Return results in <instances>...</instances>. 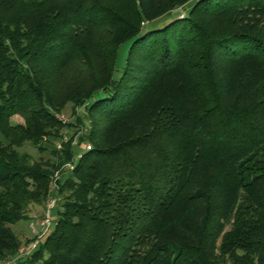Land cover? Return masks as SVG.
Wrapping results in <instances>:
<instances>
[{"label":"trees","instance_id":"obj_1","mask_svg":"<svg viewBox=\"0 0 264 264\" xmlns=\"http://www.w3.org/2000/svg\"><path fill=\"white\" fill-rule=\"evenodd\" d=\"M56 171L15 264H264V0H0V260Z\"/></svg>","mask_w":264,"mask_h":264},{"label":"rangeland","instance_id":"obj_2","mask_svg":"<svg viewBox=\"0 0 264 264\" xmlns=\"http://www.w3.org/2000/svg\"><path fill=\"white\" fill-rule=\"evenodd\" d=\"M190 5H191V1L188 2V3H186L182 7L180 6V7L175 8L174 10H176V9L179 10V13L176 16V18H180V17L184 16L185 13L187 12V9L189 8ZM172 19L173 18L171 17V14L169 16H168V14H167V16H166V14L165 15H161L156 20H153L151 22H148L147 24L145 22L144 25H143V27H142V29L143 30H146L147 28L159 27V26H162L163 24L167 23V22H164V21H168V20H172ZM127 46H128V42H125V43H122L120 45L119 49H118V56H117V59H116V64H117L118 67L123 62V58H124V55H125ZM118 75H119L118 72H114L113 77H118ZM103 95H104L103 92L98 91V92H96L94 94L93 97L94 98H99V97H102ZM74 110H75V113L77 115H81L82 116V113H83L82 106L75 107ZM55 116H56V118H58L62 122H71L72 123V125L70 127L65 128V129H63L61 131V137L63 135H65V138H66L65 141H68L70 139V137L72 136L71 137V141H78V144L73 145V154H74L73 159H74V157L76 155H78V154H80L81 152L84 151L83 150V145L81 143L83 141H85V140H80V138H81V135H83L87 131L88 120L85 119L84 117H82V125H80L79 127H77L74 124V126H73V123H74L73 121L74 120H73V116L71 115V105L69 103H67L64 106V108L59 113H55ZM17 120H19V118L16 116V117H14V119L12 121H17ZM86 142H88V141H86ZM19 150L20 151H25V152L29 153L34 159H38V157H40V156L45 157L46 154H47L46 152L39 153L38 151H36L35 148L31 147L27 143H24L21 147H19ZM52 197L53 198H56L54 191L52 192ZM55 203L56 202L54 201V204H53L52 207H54ZM45 211H46V206H45V204H43L41 207H35L34 209L28 210V214H30L29 217L34 214L37 217L36 220L39 221L44 216ZM49 216H50V223H51L50 225H52V223L54 221V217H55V210H54V208H51L49 210ZM29 217L22 218V219H20V220H18L15 223H13V224L10 225L11 228H12V230L14 231V233L16 235H18L19 237H21V240H22L23 243H21L19 245V247L21 245H25V244L29 243L35 237L33 230L32 229H29V227H28V223H29V220H30ZM38 224L39 223L37 222V224H35V228H34L37 231L40 229V226H39L40 224L39 225ZM30 234L33 236L32 239L29 240L28 242H25V238H26L25 236H28ZM26 239H28V238H26Z\"/></svg>","mask_w":264,"mask_h":264},{"label":"built area","instance_id":"obj_3","mask_svg":"<svg viewBox=\"0 0 264 264\" xmlns=\"http://www.w3.org/2000/svg\"><path fill=\"white\" fill-rule=\"evenodd\" d=\"M65 140V135H63L61 139L55 143V147L60 148L61 143L65 142ZM71 144H78V141H71ZM81 144L83 145V150H87L90 148V144L86 141H83ZM79 156L80 154L76 155L73 160L66 162L64 165H62L61 169L65 171L71 170L73 167L74 160L77 159ZM58 177L59 173L57 171L54 172L53 178L50 182L51 188L49 189V195L45 203L46 211L44 213V216L39 221L36 220L37 217L34 214L30 216L28 227L29 229L33 230L35 236L34 239H32L29 243L21 245L19 248H17L16 252L13 255L4 257L2 260H0V264H15L18 259L30 256L32 252L36 249L40 237L45 233V231L51 224L49 210L52 208L55 201V198L52 197V192L55 190V179ZM37 222L40 224H38L40 226V229L38 231L34 229L35 224H37Z\"/></svg>","mask_w":264,"mask_h":264},{"label":"water","instance_id":"obj_4","mask_svg":"<svg viewBox=\"0 0 264 264\" xmlns=\"http://www.w3.org/2000/svg\"><path fill=\"white\" fill-rule=\"evenodd\" d=\"M178 13H179V10H173L172 12H171V17L173 18V19H175L176 18V16L178 15Z\"/></svg>","mask_w":264,"mask_h":264},{"label":"crops","instance_id":"obj_5","mask_svg":"<svg viewBox=\"0 0 264 264\" xmlns=\"http://www.w3.org/2000/svg\"><path fill=\"white\" fill-rule=\"evenodd\" d=\"M168 21H169V20H168ZM168 21H164V22H168ZM164 22H163V23H164Z\"/></svg>","mask_w":264,"mask_h":264}]
</instances>
